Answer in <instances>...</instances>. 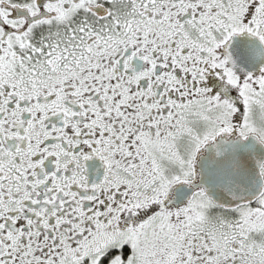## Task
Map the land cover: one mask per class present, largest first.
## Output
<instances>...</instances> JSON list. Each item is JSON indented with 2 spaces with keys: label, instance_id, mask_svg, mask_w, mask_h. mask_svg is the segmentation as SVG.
Masks as SVG:
<instances>
[{
  "label": "snow or ice",
  "instance_id": "snow-or-ice-1",
  "mask_svg": "<svg viewBox=\"0 0 264 264\" xmlns=\"http://www.w3.org/2000/svg\"><path fill=\"white\" fill-rule=\"evenodd\" d=\"M0 264H264V0H0Z\"/></svg>",
  "mask_w": 264,
  "mask_h": 264
}]
</instances>
